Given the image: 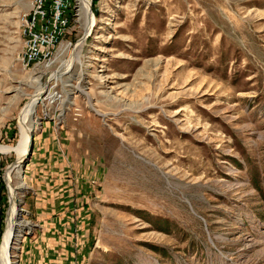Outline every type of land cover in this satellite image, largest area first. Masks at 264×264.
Returning a JSON list of instances; mask_svg holds the SVG:
<instances>
[{
  "label": "rangeland",
  "instance_id": "rangeland-1",
  "mask_svg": "<svg viewBox=\"0 0 264 264\" xmlns=\"http://www.w3.org/2000/svg\"><path fill=\"white\" fill-rule=\"evenodd\" d=\"M95 1L82 47L80 15L50 61L25 69L32 0H0V146H18L45 86L31 141L51 128L69 171L57 180L75 183L71 202L52 203L61 189L31 160L11 172L31 225L18 226L13 263L264 264V0ZM18 156L0 152V264Z\"/></svg>",
  "mask_w": 264,
  "mask_h": 264
},
{
  "label": "built area",
  "instance_id": "built-area-1",
  "mask_svg": "<svg viewBox=\"0 0 264 264\" xmlns=\"http://www.w3.org/2000/svg\"><path fill=\"white\" fill-rule=\"evenodd\" d=\"M108 2L97 0V10L105 11ZM75 16H80L79 0H32L30 8L20 16L22 50L18 61L22 67L28 69L50 61L57 45L70 33ZM4 210L0 198V225Z\"/></svg>",
  "mask_w": 264,
  "mask_h": 264
},
{
  "label": "bare ground",
  "instance_id": "bare-ground-1",
  "mask_svg": "<svg viewBox=\"0 0 264 264\" xmlns=\"http://www.w3.org/2000/svg\"><path fill=\"white\" fill-rule=\"evenodd\" d=\"M92 0H79V11L81 15V19L83 20V24L85 27V37L80 40L78 43L79 46L82 47V44L85 42L86 37L93 31L95 23L97 21L94 12L92 11ZM81 47L77 50L75 55L71 60L65 63L61 69H59L55 74V79L63 80L64 75L72 69V65L74 61H81ZM47 87L40 86L37 88L34 94H31V98L28 104L25 106L20 115V128H21V140L17 147L10 146H0V152H9V151H17L18 160L12 166V168L8 172V181L11 192V200L12 206L9 212V223L8 230L4 237V242L1 248V264H14L11 257V241L13 237L18 236L21 229L18 228L20 224L28 225L29 222H24L20 219V209H19V196L17 190L12 181H11V172L15 169H20L22 165V161H24L25 156L28 154L30 145H31V132L33 128V120L36 119V104L38 102H42L45 99L43 98V94L46 92ZM52 92V91H51ZM47 93V92H46ZM50 94V93H49ZM53 95V94H52ZM51 95V96H52ZM48 97V96H47ZM33 138V137H32ZM31 225L29 224L28 227ZM23 227V226H22Z\"/></svg>",
  "mask_w": 264,
  "mask_h": 264
},
{
  "label": "crops",
  "instance_id": "crops-1",
  "mask_svg": "<svg viewBox=\"0 0 264 264\" xmlns=\"http://www.w3.org/2000/svg\"><path fill=\"white\" fill-rule=\"evenodd\" d=\"M56 142L53 130L51 128L43 129V131L36 137V145L33 150L30 166L32 165V168L39 176H44L46 174L45 177L40 178V180L42 179L43 181H47L48 187L51 186L52 192L61 189L58 194H54L55 196L50 198V200H53L52 203L54 200L57 202L60 200L56 198L59 197V194H63L61 202L64 203L66 199L71 202V197H69L71 194L70 189L75 186V183L71 185L70 180L66 177L60 181L57 180L60 179V177L58 178V174L60 172L68 175L69 171L66 161L63 158L62 147L57 144L58 142ZM37 207L38 206H36V208ZM61 208H63V206H61ZM47 209H50V207L43 208V210ZM45 217L49 218V215L47 214Z\"/></svg>",
  "mask_w": 264,
  "mask_h": 264
},
{
  "label": "water",
  "instance_id": "water-1",
  "mask_svg": "<svg viewBox=\"0 0 264 264\" xmlns=\"http://www.w3.org/2000/svg\"><path fill=\"white\" fill-rule=\"evenodd\" d=\"M33 149H34V132H33V138H32V141H31V146H30L29 153H28V155L26 156V158L23 161L22 173H24L27 163H29V161L31 160V156L33 154ZM21 209H22V212H23L24 209L23 208H21Z\"/></svg>",
  "mask_w": 264,
  "mask_h": 264
},
{
  "label": "trees",
  "instance_id": "trees-1",
  "mask_svg": "<svg viewBox=\"0 0 264 264\" xmlns=\"http://www.w3.org/2000/svg\"><path fill=\"white\" fill-rule=\"evenodd\" d=\"M95 2H96V1H95ZM1 188L4 189V186H2ZM3 223H4V212H3V217H2V220H1V225H0V227L3 225Z\"/></svg>",
  "mask_w": 264,
  "mask_h": 264
}]
</instances>
